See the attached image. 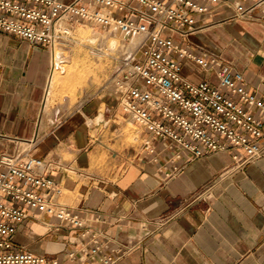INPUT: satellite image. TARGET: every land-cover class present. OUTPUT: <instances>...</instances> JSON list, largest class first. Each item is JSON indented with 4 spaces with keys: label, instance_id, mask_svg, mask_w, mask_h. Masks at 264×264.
I'll return each mask as SVG.
<instances>
[{
    "label": "crops",
    "instance_id": "obj_1",
    "mask_svg": "<svg viewBox=\"0 0 264 264\" xmlns=\"http://www.w3.org/2000/svg\"><path fill=\"white\" fill-rule=\"evenodd\" d=\"M212 13L198 17L196 32L182 37L170 29L164 35L219 56L264 98V17L256 12L232 19L233 11L224 7ZM50 70L47 48L0 32V155L27 149L53 162L69 157L51 173L60 189L55 204L78 213L86 225L52 221L50 227L48 214L33 212L18 225V246L60 264H100L106 256L113 264H264V158L244 172L220 176L232 164L228 152L184 165L157 139H151L154 153L142 143L131 155L109 158L108 149L95 145L83 112L57 126V115L43 123ZM181 74L192 83L217 82L214 71L191 59L182 63ZM165 213L176 218L153 230L150 222ZM85 230L101 247L96 255L90 256L95 244Z\"/></svg>",
    "mask_w": 264,
    "mask_h": 264
},
{
    "label": "built area",
    "instance_id": "obj_2",
    "mask_svg": "<svg viewBox=\"0 0 264 264\" xmlns=\"http://www.w3.org/2000/svg\"><path fill=\"white\" fill-rule=\"evenodd\" d=\"M215 7L232 10V19L253 18L256 12L264 17V0H0V32L43 45L50 51L51 68L57 46H66L78 24L116 31L126 46L136 38L108 83L122 113L147 134L144 149L154 153L151 139L162 140L184 165L228 152L232 164L220 174L225 176L264 158V98L219 56L193 51L164 35L170 29L182 37L198 31V17H212ZM186 59L214 71L217 82L185 79L181 67ZM60 165L27 149L0 155V264H60L17 245L18 225L33 212L48 214L50 227H55L52 221L85 227L78 213L55 204L60 189L51 173ZM175 218L165 213L150 224L157 231ZM84 234L95 244L90 256L99 253L95 236L89 230ZM99 262L115 259L106 256Z\"/></svg>",
    "mask_w": 264,
    "mask_h": 264
},
{
    "label": "rangeland",
    "instance_id": "obj_3",
    "mask_svg": "<svg viewBox=\"0 0 264 264\" xmlns=\"http://www.w3.org/2000/svg\"><path fill=\"white\" fill-rule=\"evenodd\" d=\"M72 32L66 46L56 48L55 53L60 49L62 57L54 61L50 70L41 120L44 123L57 115L53 124L57 126L65 118L83 112L84 124L91 129L95 145L108 149L109 158L120 153L131 155L142 146L145 132L122 113L108 83L121 64L127 41L116 31L88 23L76 25ZM94 32H99V36L91 42L88 38ZM113 40L115 48L111 47ZM88 111L93 114L88 115ZM63 158L61 162H68L69 157Z\"/></svg>",
    "mask_w": 264,
    "mask_h": 264
},
{
    "label": "bare ground",
    "instance_id": "obj_4",
    "mask_svg": "<svg viewBox=\"0 0 264 264\" xmlns=\"http://www.w3.org/2000/svg\"><path fill=\"white\" fill-rule=\"evenodd\" d=\"M99 36V32L97 33V32H94L93 33V35H90V37L88 38L91 42H94V41H96V37H98ZM86 37V36H85ZM111 42V41H110ZM137 43V39L136 38H133L132 39V41H131V43L128 45V47H127V49L125 48V51H123V52H126L128 49H130V48H133V46H135L134 44H136ZM114 44H116V42L113 40L112 42H111V47H113L114 46V48L116 47ZM113 49V48H112ZM55 55H56V60H60L61 59V57H62V51H60V49H59V51H57L56 53H55ZM54 67V66H53ZM101 118V117H100Z\"/></svg>",
    "mask_w": 264,
    "mask_h": 264
}]
</instances>
